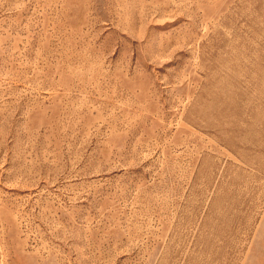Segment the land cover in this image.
<instances>
[{"label": "rangeland", "instance_id": "374dc122", "mask_svg": "<svg viewBox=\"0 0 264 264\" xmlns=\"http://www.w3.org/2000/svg\"><path fill=\"white\" fill-rule=\"evenodd\" d=\"M0 264H264V0H0Z\"/></svg>", "mask_w": 264, "mask_h": 264}]
</instances>
